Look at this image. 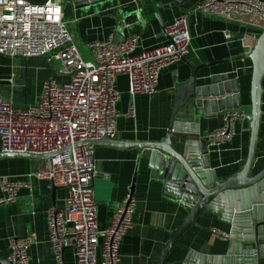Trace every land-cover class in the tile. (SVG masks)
Wrapping results in <instances>:
<instances>
[{"label": "crops", "instance_id": "obj_1", "mask_svg": "<svg viewBox=\"0 0 264 264\" xmlns=\"http://www.w3.org/2000/svg\"><path fill=\"white\" fill-rule=\"evenodd\" d=\"M26 1L42 3L45 0ZM259 1L264 3V0ZM60 2L63 18L86 60L90 58L87 44L111 41L114 32L123 39L138 36L135 53L163 45L168 40L164 29L175 18L185 15L190 36L188 52L183 59L160 70L153 94H138L131 98L128 76H117L115 87L120 97L116 103L118 115L113 138L124 142H161L170 132L172 122L177 126L191 124L197 133L171 131L172 145L181 153L185 140H200L209 132L221 128L228 111L216 114L206 112L202 106L196 105L195 98L180 107L173 118L176 87L190 78V65L198 66L194 76L195 88H205L211 84L214 76L226 75L229 81H236L241 105V111L231 120L235 129L233 138L217 145L207 143L210 169L215 172L217 180H224L242 169L250 138L246 115L250 106L252 62L247 57L239 56L248 52L264 27V20L259 15L225 19L202 14L196 10L199 0H101L78 8H75L73 0ZM153 7L158 10L160 20L152 16ZM224 32H230L232 38L226 39ZM59 69L60 63L48 62L44 57L9 58L0 54V96L11 101L15 108L25 109L38 101L45 81L54 79L63 82L66 79L58 72ZM261 83L262 113L255 146V164L250 175L264 168V77ZM130 107H133L132 115L129 113ZM138 157L140 150L137 148L106 144L94 146L95 175L92 184L99 229L109 225L113 212L130 193L135 178L133 224L121 239L119 264H157L171 232L178 228L187 214L185 207L166 195L164 180L160 176L162 168H151L147 158L141 157L138 162ZM45 164V160L36 158H0L1 176L15 182L30 183L29 189L21 188L18 191L15 200L0 203L2 259H6L9 252V238L33 233L35 242L27 252L29 264H57L49 241L47 211L50 207L61 208L64 205L67 190L57 187L52 196L49 180L28 176ZM2 195L0 189V198ZM253 195L257 202L252 206L255 215L264 219V179L257 183ZM230 228L229 223L211 211L197 216L195 225L177 240L164 264H235V254L232 253L233 257L227 254L231 241ZM212 230L224 233L226 237ZM238 237H244V234ZM252 248L251 242L242 244L243 251ZM62 258L64 264H75L71 248L63 249ZM260 264H264V256L260 257Z\"/></svg>", "mask_w": 264, "mask_h": 264}, {"label": "built area", "instance_id": "obj_2", "mask_svg": "<svg viewBox=\"0 0 264 264\" xmlns=\"http://www.w3.org/2000/svg\"><path fill=\"white\" fill-rule=\"evenodd\" d=\"M196 10L225 19L259 15L264 20V3L259 0H199ZM164 32L168 38L165 44L140 53H135L138 36L117 44L110 40L88 43L90 58L86 60L63 18L60 0H0V54L57 61L58 72L66 78L63 82L45 81L38 101L25 109L15 108L0 96V152L60 151L43 168L28 174L67 190L64 205L47 211L49 241L57 264H64L65 248L72 249L75 264H119V246L132 227L135 199L127 193L109 225L99 229L92 184L94 147L75 144L103 135L114 137L120 97L115 87L117 76H128L131 98L150 95L156 91L160 70L186 55L190 41L186 16L175 18ZM224 37L231 39L232 35L224 32ZM133 112L130 107V115ZM236 114L227 115L221 128L205 136L208 145L233 138L235 129L228 117ZM21 188L29 189V181L15 182L0 175V203L15 200ZM212 232L226 237L217 230ZM34 242L33 233L9 238L6 259L29 264L27 252Z\"/></svg>", "mask_w": 264, "mask_h": 264}, {"label": "water", "instance_id": "obj_3", "mask_svg": "<svg viewBox=\"0 0 264 264\" xmlns=\"http://www.w3.org/2000/svg\"><path fill=\"white\" fill-rule=\"evenodd\" d=\"M97 1L101 0H73L75 8ZM176 1L182 2L183 0ZM152 16L160 20L158 10L155 7H153ZM122 40V36L114 32L110 42L117 44ZM243 57L249 58L252 62L250 106L246 115L249 123L250 138L247 158L242 169L230 177L224 180L216 179L215 172L209 166L206 137L196 141L185 140L183 142V151L179 153L175 150L170 139L171 131L197 133L191 124H179L180 126H177L175 122H172L170 132L165 140L161 142H124L103 135L96 139L84 140L75 144L76 146L84 144L93 147L98 144H106L121 148H137L140 150L138 162L141 157L147 158L148 165L151 168H162V175L160 176L164 180L166 195L175 198L185 207L187 214L178 228L171 232L157 264H164V259L177 240L189 227L195 225L196 217L209 211L219 215L224 222L230 224L229 235L231 241H229L227 254L229 257H233L232 253L235 254L233 261L235 264H252L253 262L254 264H260V257L264 256V248L262 247V244H264V219L262 216H256L255 209L252 207L253 204L257 203L253 195L254 188L257 183L264 179V168L260 172L250 175L255 164V146L262 113L261 97L263 88L261 82L264 77V27L248 52L239 56V58ZM190 67V78L184 84H178L176 87L177 99L173 109V118L176 111L191 98H195L196 105L202 106L206 112L211 111L216 114L226 110L228 111V114H226L229 115L241 111L235 80L229 81L226 75H219L212 78L209 86L195 88L194 76L198 66L190 65ZM233 117L230 115L228 119L232 120ZM58 152H0V158L26 157L43 159L49 162L51 157ZM134 180L135 178H133L130 188L131 195L133 193ZM56 188L52 185V196ZM241 233L244 234V237H238ZM246 241L253 244V248L249 251H243L242 249V244ZM0 264L16 263L0 258Z\"/></svg>", "mask_w": 264, "mask_h": 264}, {"label": "rangeland", "instance_id": "obj_4", "mask_svg": "<svg viewBox=\"0 0 264 264\" xmlns=\"http://www.w3.org/2000/svg\"><path fill=\"white\" fill-rule=\"evenodd\" d=\"M59 63V62H58Z\"/></svg>", "mask_w": 264, "mask_h": 264}]
</instances>
